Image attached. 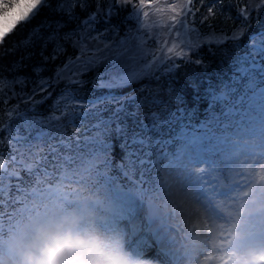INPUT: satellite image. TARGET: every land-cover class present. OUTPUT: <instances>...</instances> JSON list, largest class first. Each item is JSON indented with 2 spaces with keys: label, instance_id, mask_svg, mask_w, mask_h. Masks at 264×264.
Segmentation results:
<instances>
[{
  "label": "snow or ice",
  "instance_id": "1",
  "mask_svg": "<svg viewBox=\"0 0 264 264\" xmlns=\"http://www.w3.org/2000/svg\"><path fill=\"white\" fill-rule=\"evenodd\" d=\"M199 2L203 6V0ZM193 4L194 0H105L101 6L96 0L89 11L88 0H0V45L18 26L19 32L30 29L13 49L3 50H29L11 70L19 73L39 48L31 75L17 74L11 80L0 76V105L5 106L0 108V149L7 147V155L0 150V200L6 193H21L34 176L57 170L61 162L71 164L85 157L102 161L107 182L143 179L172 149L177 157L198 159L224 141L217 132L232 128L238 133L256 118L264 125V27L259 26L264 0H228L226 6L225 0H210L200 27L195 21L200 9L193 10ZM217 5L225 26L216 30L209 24L208 31H202L216 16ZM225 7H235L234 18ZM77 8L86 16L81 18ZM44 12L51 15L40 19ZM166 13L170 15L165 20ZM150 16L157 18L150 21ZM114 18L125 27L122 36ZM101 19L107 27L97 31ZM229 19L231 27L226 25ZM252 27L258 30L252 32ZM159 30H166L171 39H161ZM68 47L76 55L56 64ZM204 48L212 56L214 48L220 51V72L208 74L200 55ZM190 64L204 68V75L188 80L187 89L173 88V81L179 83V69ZM90 71L96 75L85 97L81 91L88 81L82 77ZM161 79L167 82L166 94L154 93L147 85L122 91L143 80ZM225 82L232 101L217 115L219 86ZM61 83L64 87L52 100L50 112H38ZM205 99L208 111L201 120L198 105ZM116 148L119 160L114 158Z\"/></svg>",
  "mask_w": 264,
  "mask_h": 264
},
{
  "label": "rangeland",
  "instance_id": "2",
  "mask_svg": "<svg viewBox=\"0 0 264 264\" xmlns=\"http://www.w3.org/2000/svg\"><path fill=\"white\" fill-rule=\"evenodd\" d=\"M168 15L170 13L162 14L165 20ZM156 18L150 16L149 20ZM218 135L224 136V141L206 156L198 159L176 156L157 168L156 185L148 191L142 190L140 184L137 191H131L120 178L107 182L102 161L85 157L71 164L61 162L56 175L41 174L44 179L39 181L38 187L17 194V208L10 215L0 217V262L7 257L17 264L19 256L7 249L18 239L31 238L26 237V230L35 220L33 217L46 206L58 207L57 196L52 194L61 193L65 203L79 202L78 208L85 202L90 203L86 215L95 210L103 214V208L93 204L98 200L111 209L110 219L118 213V207L112 210L111 195L138 200L140 233L147 231L153 220L157 222L153 233L158 235L152 234L150 242L155 243L154 237L166 242L168 254L162 255L164 264H264V242L261 241L264 238V125L256 118L247 122L238 133L231 129ZM66 192L75 197H66ZM149 201L162 209V216L153 218L149 214ZM185 203L194 209L196 220L171 216L174 220L165 222L170 213H183L180 207ZM66 214L71 215L72 211L68 209ZM77 217L81 219L80 214ZM178 219L186 225L185 233L177 231ZM249 221L252 224L247 229ZM163 223L169 225L161 227ZM79 226L82 227L79 233L96 247L95 255L99 259L102 251L94 244L93 230L88 233L85 223ZM196 226L205 229L203 234L207 240L201 246L192 244L199 235ZM186 236L192 238L191 243L186 241ZM155 245L158 251L163 246ZM254 247L260 248L262 253L247 256V250ZM112 260V254H103L101 264H111Z\"/></svg>",
  "mask_w": 264,
  "mask_h": 264
},
{
  "label": "trees",
  "instance_id": "3",
  "mask_svg": "<svg viewBox=\"0 0 264 264\" xmlns=\"http://www.w3.org/2000/svg\"><path fill=\"white\" fill-rule=\"evenodd\" d=\"M170 1L171 2H180V3L185 2V0H170ZM233 2L235 3V0H233ZM88 3L91 5V8H89V11L94 10L96 7V0H88ZM104 3H105V0H100L101 6H103ZM209 3H210V0H203V6H201L199 0H194L193 10L200 9V11L197 12L196 17H195L196 25L198 27H200L199 21L201 20V18L203 16L207 15V6ZM227 3H228V0H225V6L227 5ZM76 11L81 16V18L85 17L87 14L86 12H81L79 8H77ZM225 11L230 12V14L233 18L235 17V14H236L235 7L231 8V9H227V7H225ZM215 12H216V16L210 17L205 22V24L201 27L202 31H205V32L208 31V25L209 24H211L213 26V28H215L216 30H219L221 27L225 26L224 24L221 23V20L223 19V17L221 16V6L220 5L216 6ZM50 15H51L50 13L44 12L43 16L40 19H43L45 17H49ZM122 17H123V13H121V18ZM98 19H100V18L98 17ZM37 22H39V21H34L33 23H37ZM112 23L117 24L120 27V35L122 36L124 34L125 27L123 24L120 23V19L114 18ZM226 25L228 27L233 26V21L231 19L227 20ZM259 26L264 27V15L260 16ZM20 27H22V26H18L17 32H19ZM69 27L70 28L75 27V24H71V25H69ZM96 27H97V31H101V30H103V28L107 27V25H105L103 23V20L101 19V22ZM29 30L30 29H25L23 32H19V35H17V32H13L11 36L6 38L5 43L3 45H0V76L6 77L8 80H11L17 74L31 75L32 65L39 62V55H38L39 48L38 47L35 49L37 55H35L31 60L24 61V64L26 65V67L23 68L22 70H20L19 73L13 72L11 70V66L15 61H17L21 56H23L26 53V51H29V50L22 49V48H16L13 51L8 52V53H5L3 51L4 49H13L14 45H18L20 40L27 35V32ZM65 30H67V29H65ZM257 30H258L257 27H252V29H251L252 32H256ZM159 31H160V38L161 39L167 38L166 37V30H159ZM156 32H157V29H154L153 33H156ZM246 39H247V37H245V40ZM148 43H149V45H151L153 47L156 46L151 39L148 40ZM224 47H228L230 49V45H225ZM50 51H51V46H49V49H48V52H50ZM214 51H216L215 56H212L207 51V48L202 49L200 52V55L203 57L204 64H206L208 66L207 71H208L209 75H212V73H214V72H220L221 67H222L220 62H221V60H223V57L221 56V53L219 50L214 48ZM45 54H48V53L46 52ZM68 55H71L74 57L76 55V50L72 49L71 47H68V50L65 53V55L61 56L60 59L58 61H56V64H61L65 60L66 56H68ZM49 67L54 68L55 65H49ZM223 67L226 68L227 66L223 65ZM204 71H205L204 68L198 67V66L193 65V64L182 66L179 69V72L176 76V79L179 81V83H176L175 81H173V83H172L173 88L179 89L183 85L184 88L187 89V81L192 79L194 76L195 77H202L204 75ZM45 75H51V72H47V73H45ZM95 75H96V71H90L82 77L84 80L88 81V83L84 86V88L81 91V94L84 95L85 97H87L91 91L92 81H93ZM214 83H216V82L214 81ZM141 85L149 86L154 93H165V94L167 93V82L164 79H161V81H159V82H156V81L150 82L148 80H143L139 84L134 83L131 86L123 89L122 91L130 92V91H132L133 88H138ZM30 87H31V85H29L28 90H30ZM63 87H64L63 83H61L59 86H57L56 90L53 92L52 99L46 101L43 105L38 106L37 111L44 114V115H47L51 110L52 100H54L56 98V96L60 92V89H62ZM5 91L7 92V88L5 89ZM16 91H19L18 86L16 87ZM97 94H99V93H97ZM181 94H183V93H181ZM219 94L222 96V99L220 101H218V104H217V109H216L217 115H220L222 112L226 111L227 108L230 106L231 101H232V95L230 94L229 88L227 86V82H225L223 85L219 86ZM36 99H40V97L37 96ZM9 103L14 104L15 101L11 100V101H9ZM188 103H189V107H191L192 104H191L190 100ZM3 107H5V106L0 105V108H3ZM21 107H23V105H21ZM198 108H199V113H200L199 118L201 120H203L204 119V113L206 111H208L207 100L206 99L202 100L200 102V104L198 105ZM231 129L232 128H228L226 131H231ZM0 150L4 151L5 154L7 155V147L6 146ZM175 151H176L175 149L170 150V154L166 158H161L157 162L155 169L147 172L143 176V179L135 178V180H125L123 178H120V180H122L123 184L127 185L131 189L136 188V180L143 183L144 187H146L147 189H153V187H155V185H156L155 181L157 179V168L164 165V163H166L167 161L174 160L176 157ZM114 152H115L114 158L116 160H119L120 155H121L119 152V149L118 148L114 149ZM57 172H58V169L55 171H50L49 175H56ZM40 176H41V174L34 176L31 180L28 181L27 185H23L22 188L24 190L31 191L32 189L38 187L39 181L44 179L43 177H40ZM46 180H48V179L46 178ZM12 184L15 185V181H13ZM18 199L19 198L17 196V193H12L11 196H8V194L6 193L5 198L3 200H0V217L10 215V213H12L15 210V208H17L15 203Z\"/></svg>",
  "mask_w": 264,
  "mask_h": 264
},
{
  "label": "bare ground",
  "instance_id": "4",
  "mask_svg": "<svg viewBox=\"0 0 264 264\" xmlns=\"http://www.w3.org/2000/svg\"><path fill=\"white\" fill-rule=\"evenodd\" d=\"M52 195L57 196L59 206H46L43 211L39 212V215L34 216L33 218L35 220L32 221L30 227H28L26 230V237H32L36 228L40 225L47 224L52 220H58L63 216L74 215L77 217L80 214L81 219L86 225H88L87 232L89 233L91 230H93V237L95 239L94 244L97 245L98 248L102 251V255L99 256L100 261L103 254L110 253L113 255V262L111 264H164V261L162 259L163 256L156 250L155 245L150 242V236L152 234L154 236L158 235L156 233H153L156 228V226H154V223L157 222L153 220L154 222L149 224L150 228L147 231L140 233L139 224L141 222L137 219V213L140 211V209H138L140 206L138 200H135L132 197L111 195L110 201L112 210L115 207H118V213L116 216L114 215L110 219V216L108 214L110 213L111 209L108 206H105L103 203H100L98 200H95L93 204L94 206L100 205L103 208V214L98 213L99 211L95 210V212H90L88 213L89 215H86L87 209L90 208V203L85 202L81 207L78 208L77 206L79 202L65 203L61 198V193ZM65 195L68 198L75 197L70 192H66ZM68 209L72 211L71 215L66 214ZM181 210L183 211V213H180L178 211L170 213V216L167 217L168 221L165 220V222L174 220L172 219V217L178 218L180 216L190 217L196 220V216L194 217L195 211L194 209L189 207V204H183L182 207H180V211ZM249 222V225L247 224V229H250V227L248 226L252 224L251 221ZM131 224H133L132 227H130ZM79 225H81L80 220H78L77 229L81 230L82 227ZM168 225L169 224L163 223L161 227ZM177 225L178 232H186L187 227L183 221H180L178 219ZM196 227L199 233L198 238L196 239L197 241L194 240L192 242V238L190 236H186L185 239L186 241H189V243L192 242L194 246H201L202 244H205L207 240L203 234L205 232V229L203 227ZM112 230L115 231L109 232ZM261 241L264 242V238ZM111 246L113 247L111 248ZM9 249L12 250V248L10 247L7 249V251ZM261 253L262 251L258 247L249 248L246 252L247 256L251 257L259 256ZM129 254H132V257H130ZM196 258L200 259L201 257L199 258L196 256ZM155 260H159V262L161 263L156 262ZM15 262L16 261L5 257L0 262V264H16Z\"/></svg>",
  "mask_w": 264,
  "mask_h": 264
},
{
  "label": "clouds",
  "instance_id": "5",
  "mask_svg": "<svg viewBox=\"0 0 264 264\" xmlns=\"http://www.w3.org/2000/svg\"><path fill=\"white\" fill-rule=\"evenodd\" d=\"M78 217L63 216L36 228L30 239L12 245L17 264H101L96 247L76 231Z\"/></svg>",
  "mask_w": 264,
  "mask_h": 264
},
{
  "label": "water",
  "instance_id": "6",
  "mask_svg": "<svg viewBox=\"0 0 264 264\" xmlns=\"http://www.w3.org/2000/svg\"><path fill=\"white\" fill-rule=\"evenodd\" d=\"M148 211L149 214L152 216H162V210L157 205H155L153 202L148 203Z\"/></svg>",
  "mask_w": 264,
  "mask_h": 264
}]
</instances>
